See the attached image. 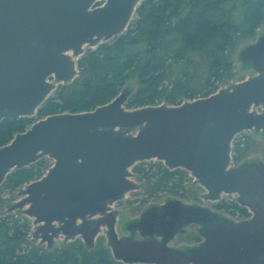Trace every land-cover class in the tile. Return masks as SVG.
Returning <instances> with one entry per match:
<instances>
[{"label": "water", "instance_id": "1", "mask_svg": "<svg viewBox=\"0 0 264 264\" xmlns=\"http://www.w3.org/2000/svg\"><path fill=\"white\" fill-rule=\"evenodd\" d=\"M142 1L0 0V123L35 116L60 85L78 77L85 48L124 34ZM243 61L257 73L206 98L130 110L125 91L94 111L39 120L0 148V187L15 170L54 161L10 211L24 209L35 236L50 247L64 235L92 248L105 228L114 259L124 264H264V165L231 166L236 135L264 131V36ZM152 160L189 172L212 202L236 195L251 217L215 223L207 209L172 200L163 207L178 221L163 240L121 238L113 206L138 189L130 170ZM192 223H211L201 231L203 245L192 252L170 247Z\"/></svg>", "mask_w": 264, "mask_h": 264}, {"label": "trees", "instance_id": "2", "mask_svg": "<svg viewBox=\"0 0 264 264\" xmlns=\"http://www.w3.org/2000/svg\"><path fill=\"white\" fill-rule=\"evenodd\" d=\"M263 23L264 0H143L128 30L81 56L78 77L60 85L35 116L0 123V148L41 119L91 112L125 91L130 92L125 104L130 110L209 97L234 69L229 51ZM134 79L137 88L128 89ZM50 167L43 158L10 173L0 187V201L3 193L41 179ZM133 170L149 180L154 193L180 194L188 176L159 161L138 163ZM216 207L244 219L251 216L236 201L222 200ZM32 228L25 216L0 213V264H124L114 259L102 239L92 248L80 240L55 250L31 247Z\"/></svg>", "mask_w": 264, "mask_h": 264}, {"label": "rangeland", "instance_id": "3", "mask_svg": "<svg viewBox=\"0 0 264 264\" xmlns=\"http://www.w3.org/2000/svg\"><path fill=\"white\" fill-rule=\"evenodd\" d=\"M264 36V23L256 31L253 36L240 37L236 45L229 51V57L233 62V70L229 74L226 81L222 84L221 89H230L235 84L245 81L249 77L255 75V71L252 63L243 61V54L252 46L259 42ZM91 48L86 47L85 53ZM96 49V48H94ZM136 89V79L128 82V89ZM127 87L123 90L125 91ZM188 101V100H185ZM262 110V109H261ZM49 164L52 166L54 161L47 158ZM148 163L157 164V160L148 161ZM243 164H262L264 165V131L251 130L244 132L242 136L234 141L232 145V167L240 166ZM134 176L131 178L137 185L138 189L131 191L127 194L126 198L119 202V206L115 207V211L119 213V225H117V232L121 238H128L130 232L128 226L136 221L140 214L153 207H162L169 201L178 200L182 204L187 206H200L207 209L209 212H214L218 216L219 220H230L233 222L245 221L246 219L230 215L224 211H220L215 206L216 203L222 200H237L236 195L228 196L223 194L217 202L209 201L205 195L206 190L198 184L189 172L186 178L183 188L180 190V194H174L171 192L154 193L149 180L145 177L139 176L134 173L133 168L130 170ZM185 171V170H184ZM27 184L14 190L7 191L1 195L0 201V213H8L10 208L17 202L24 198L23 191L27 188ZM185 194V196L183 195ZM17 216L23 217L24 209L17 210ZM28 218V217H27ZM203 227L200 225L187 226L182 233H180L170 244V247L181 248L194 251L199 248L203 242L201 235ZM36 228L33 226L31 231V247L44 248L45 250H55L60 248H66L72 243L82 238L67 240L64 235L58 236L50 247L47 243H44L40 238L35 236ZM136 238H139L136 235ZM104 241V245L108 248L106 229H103L98 235L95 245L100 240ZM84 243V242H83ZM85 244V243H84ZM113 256V255H112Z\"/></svg>", "mask_w": 264, "mask_h": 264}, {"label": "flooded vegetation", "instance_id": "4", "mask_svg": "<svg viewBox=\"0 0 264 264\" xmlns=\"http://www.w3.org/2000/svg\"><path fill=\"white\" fill-rule=\"evenodd\" d=\"M255 110H257L258 112L263 111L260 108H256ZM242 134L240 136H242ZM205 195H206V193H205ZM225 195H228V194H225ZM228 196H234V195H228ZM236 198H237V196H236ZM229 201H234L235 202V199H233V200H230L229 199ZM218 203H216L215 206H217ZM118 206H119V203L115 204L114 207H113L114 208V212L117 213V225H119V218H118L119 213L115 211V207H118ZM163 206L162 207L161 206L160 207H153V209L151 208V209H148L147 211L142 212L140 214V216L138 217V219L136 221L132 222L128 226V231L130 232L128 238H132L133 240H147V239H150V240L161 241V240L164 239L165 236H168L169 235V231H171V229H172V226L177 223L178 216L175 213L174 209H170V208L166 209ZM148 212H150V213L146 217L145 215ZM151 212L154 214V216H153V214H151ZM212 213L215 215V219H214L215 223L218 222V221H220L218 219V216L216 215V213H214V212H212ZM185 217L188 218V219H194V218H196L195 215L190 214V213L185 214ZM141 220H142V222H141ZM153 220H154V222H153L152 226L149 227L148 226L149 222L150 221H153ZM139 222H141V223H139ZM240 222H242V221H240ZM193 225H200L204 229L207 226L211 225V223H192V224H188L182 230H180L170 240L169 244L180 233H182L187 226H193ZM147 234H150V235L147 236ZM136 235H138L139 238H136ZM203 243H204V238H203V242L201 243V245L199 247H201L203 245ZM176 249L181 250V251H184V252L190 251V250H185V249L183 250L181 248H176Z\"/></svg>", "mask_w": 264, "mask_h": 264}]
</instances>
